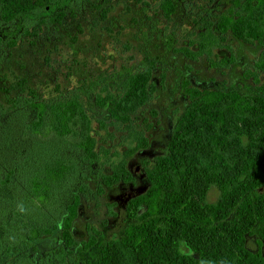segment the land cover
<instances>
[{
    "label": "trees",
    "instance_id": "16d2710c",
    "mask_svg": "<svg viewBox=\"0 0 264 264\" xmlns=\"http://www.w3.org/2000/svg\"><path fill=\"white\" fill-rule=\"evenodd\" d=\"M84 1L96 0H0V264H264L262 251L246 246L250 234L264 244V84L253 94L201 88L186 79L180 83L185 106L166 151L145 163L149 184L127 201L123 234L79 262L73 226L83 199L133 180L127 157L149 144L152 123L138 128L137 114L155 96L159 58L147 56L141 65H122L92 82L83 78L52 97L24 89V79L7 85L1 67L20 41L37 45L55 36ZM159 6L170 19L178 1L160 0ZM211 10L199 37L190 40L196 54L221 47L227 34L264 45V0H229L226 8ZM234 60L230 53L212 64L227 67ZM255 66L264 70V49ZM93 118L98 129L120 128L134 143L120 160L109 161V172H96L95 188L86 177L101 164L100 150L106 156L109 149L98 147ZM212 186L219 196L210 202ZM55 231L57 245L35 246ZM86 232L82 244L90 248L102 231L86 224Z\"/></svg>",
    "mask_w": 264,
    "mask_h": 264
},
{
    "label": "rangeland",
    "instance_id": "374dc122",
    "mask_svg": "<svg viewBox=\"0 0 264 264\" xmlns=\"http://www.w3.org/2000/svg\"><path fill=\"white\" fill-rule=\"evenodd\" d=\"M159 1L96 0L94 5L77 2L76 13L65 16L57 25L55 36L44 37L37 45L20 41L1 67L7 85L24 79V89L36 87L44 97H52L57 94V88L71 89L83 78L92 82L98 75L122 65H141L147 56L159 58L160 63L153 74L155 96L137 114L138 128L152 123L148 131L149 144L127 157L133 181L119 182L107 188L98 199H83L73 226L77 241L75 254L81 263L91 259L104 243L118 240L123 234L130 221L125 211L127 200L146 190L149 184L144 161L151 163L154 157L166 151L172 127L187 101L180 87L183 79L201 88H236L253 94H257V88L264 84V70L255 66L264 45L245 43L231 34L226 35L221 47L214 46L210 54H196V43L190 44V40L199 37V30L210 19L207 9L211 7V12L222 10L229 0H177L178 8L170 19L163 15ZM104 12L105 16L102 15ZM182 47H186L187 52L181 51ZM230 53L235 60L229 66L212 64ZM250 70L256 72L258 80L249 75ZM0 99L5 100L1 89ZM92 125L98 147L109 149L108 159L100 150L101 164L92 166L86 177L95 188L96 172H109V161L120 160L134 143H129L126 132L120 128L98 129L95 118ZM218 196V188L210 187L207 200L216 201ZM86 224L102 231L90 248L82 244L87 238ZM58 242L59 233L55 231L36 240L35 246L43 250ZM246 246L264 254V244H260L256 234L247 235ZM33 256L37 258L39 253H33Z\"/></svg>",
    "mask_w": 264,
    "mask_h": 264
},
{
    "label": "clouds",
    "instance_id": "9594fccd",
    "mask_svg": "<svg viewBox=\"0 0 264 264\" xmlns=\"http://www.w3.org/2000/svg\"><path fill=\"white\" fill-rule=\"evenodd\" d=\"M17 207H18L19 211H21V212L25 211V208L22 204H19Z\"/></svg>",
    "mask_w": 264,
    "mask_h": 264
},
{
    "label": "flooded vegetation",
    "instance_id": "af4514ba",
    "mask_svg": "<svg viewBox=\"0 0 264 264\" xmlns=\"http://www.w3.org/2000/svg\"><path fill=\"white\" fill-rule=\"evenodd\" d=\"M241 41H242V40H241ZM243 42H244V41H243ZM144 162H145V163H147V162L149 163L150 160H149V161H148V160H145ZM127 168H128V165H127ZM129 171H130V170H129ZM130 172H131V171H130ZM131 174H132V173H131ZM132 176H133V174H132ZM133 180H134V177H133ZM133 180H130V181H133ZM130 181H129V182H130ZM112 187H113V186H112ZM134 195H135V194H134ZM134 195H133V196H134ZM133 196H131V197H133ZM131 197H130V198H131ZM130 198H129V199H130ZM129 199H128V200H129ZM128 200H127V201H128ZM126 203H127V202H126ZM125 206H126V205H125Z\"/></svg>",
    "mask_w": 264,
    "mask_h": 264
}]
</instances>
